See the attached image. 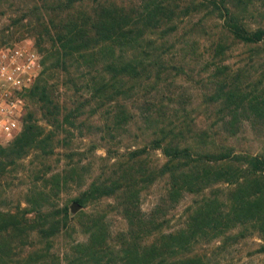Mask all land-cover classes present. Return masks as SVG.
<instances>
[{"label": "rangeland", "instance_id": "374dc122", "mask_svg": "<svg viewBox=\"0 0 264 264\" xmlns=\"http://www.w3.org/2000/svg\"><path fill=\"white\" fill-rule=\"evenodd\" d=\"M107 1L127 10L140 3V0ZM154 1L176 10L174 22L161 25L167 30L164 37L153 33L148 36L154 41L143 42L156 55L161 54L160 75L157 77L153 70L150 76L157 78L150 81L142 78L141 82H136L135 89H128L134 84L130 81L124 88L119 86L112 92L114 100L106 97L101 100L97 97L103 64L101 49L93 55L70 59L67 69H59L57 78L52 81L61 105L60 125H48L40 118V112L37 113L39 122L52 135L48 144L53 151L47 155L37 152L17 160L9 165L0 181L1 207L14 209L19 202L24 204L29 192L38 197L42 208L55 209L56 214L61 206H68L67 228H61L46 243L42 238L41 244L48 245L43 253L49 255L52 264H96L87 261L78 246V242L86 238L92 218L98 220L92 223L107 228V249L105 256L98 258V264L118 259L115 249L118 233L128 225L124 218L127 205L124 200L128 197L131 213L153 219L152 223L142 220L135 226L139 237L147 238L184 226L192 218L194 205L204 196H228L229 184L224 181L207 183L197 191L168 192L169 179L161 172L165 155L154 145L155 138L168 136L182 142L205 129L208 139L213 137L217 144L230 146L233 152L264 156V120L243 118L226 128L220 100L210 98L218 82L216 63H228L233 69L245 71L250 78L243 80L241 86L246 91L256 87L264 95V43L238 42L224 31L222 19L206 8L191 13L180 11L191 1L198 0ZM69 2L0 0V47L34 44L44 24L57 25L67 16L71 10ZM74 2L73 8L80 13L91 9L96 0ZM233 2H241L237 10L242 11L243 18L253 28L264 27V0ZM218 40L225 42L223 54H215L214 44ZM40 56L42 58L41 53ZM23 102L19 128L11 137L0 136V146H6L20 131L28 109H35L27 96H23ZM54 178L59 181L56 193L48 188L55 184ZM105 181H113L115 191L107 187L111 194H101L103 189L99 184ZM125 186L131 187L124 191ZM84 191H87V203L72 210L74 197ZM254 206L255 203L246 211V217L234 221L230 218V227H223V232L211 229L198 235L192 248L202 256L205 252L208 254L203 257V264H264V251H261L264 198L260 205L256 203L259 207ZM254 208L256 215L252 217L249 212ZM88 213H91L89 221L86 220ZM192 226L197 227V224Z\"/></svg>", "mask_w": 264, "mask_h": 264}, {"label": "trees", "instance_id": "16d2710c", "mask_svg": "<svg viewBox=\"0 0 264 264\" xmlns=\"http://www.w3.org/2000/svg\"><path fill=\"white\" fill-rule=\"evenodd\" d=\"M233 1H191L180 11L191 13L206 8L222 19L224 31L238 42L264 43V27L253 28L247 23L242 11L237 10L241 2ZM69 4L71 10L57 25L44 24L37 32L34 44L42 55V67L36 81L23 93L35 104V109H28L20 131L6 146H0V181L9 165L17 160L33 153L47 155L53 151V147L48 144L52 135L39 119H44L48 125H60L61 105L54 94L56 87L52 81L57 78L59 69H67L70 59L93 55L101 49L103 64L97 95L101 100L105 97L109 101L114 100L112 92L119 86L124 88L130 81H134V84L128 89H135L136 82H141L142 78L150 81L160 75L161 70L158 68L161 54L156 55L143 42L154 41L148 36L153 33L164 37L167 30L161 25L174 22V7L154 0H140L138 5H132V9L127 10L107 0H96L91 9L77 13L78 10L73 8L76 5L74 0H70ZM159 29L162 31L159 32ZM224 43L221 40L215 42V54H223ZM216 65L219 70L218 82L210 98L220 100L224 126L227 128V125L231 126L243 118L264 120L262 92L256 87V90L246 91L241 86L243 80L250 76L239 68L233 69L228 63ZM153 70L157 77L150 76ZM38 111L40 118L37 116ZM206 134L203 129L196 133L197 138L194 135L182 142L168 136L153 140L154 145L160 147L165 155L161 172L169 179L167 190L180 194L181 189L197 191L207 183L224 181L229 184L228 196H204L194 205L192 218L184 226L168 232L161 231L147 238L139 237L135 226L141 224L142 220L152 223L153 219H143L131 213V198H126L124 218L128 220V225L118 233V247L115 249L118 259H108L106 264H203V257L208 254L205 252L202 256L192 248L198 235L211 229L223 232V227H230V218L234 221L246 217V211L250 210V206L253 207V203L254 207H259L256 203L260 205L264 198V156L260 153L233 152L230 146L217 144L213 137L208 139ZM54 180L55 184L48 188L56 193L54 191L59 181L56 178ZM99 185L103 189L101 194H111L107 187L112 188L113 192L116 189L113 181ZM130 187L125 186L124 191ZM74 199L80 205H85L87 191ZM225 200L228 202L226 205L223 204ZM23 201L24 204L19 202L14 209L0 206V264H52L49 255L43 253L44 247L48 249V245L41 244L42 238L46 243L61 228H67L70 214L68 206H61L59 214H56L55 209L42 208V202L32 192L27 193ZM249 213L254 217L256 209ZM90 215L88 213L86 220L89 221ZM93 220L98 222L95 218L91 219L87 228L89 232L84 240L78 242V246L86 254L87 261L98 264V258L105 256L108 236L106 226L102 228L100 224L92 223ZM193 223L197 227L192 226ZM261 251H264V245Z\"/></svg>", "mask_w": 264, "mask_h": 264}, {"label": "built area", "instance_id": "2783aa9c", "mask_svg": "<svg viewBox=\"0 0 264 264\" xmlns=\"http://www.w3.org/2000/svg\"><path fill=\"white\" fill-rule=\"evenodd\" d=\"M41 67L40 53L30 42L0 47V136L11 137L19 128L23 93L36 81Z\"/></svg>", "mask_w": 264, "mask_h": 264}, {"label": "water", "instance_id": "95a60500", "mask_svg": "<svg viewBox=\"0 0 264 264\" xmlns=\"http://www.w3.org/2000/svg\"><path fill=\"white\" fill-rule=\"evenodd\" d=\"M79 206L80 204L76 200H74L71 204V209L76 210Z\"/></svg>", "mask_w": 264, "mask_h": 264}]
</instances>
